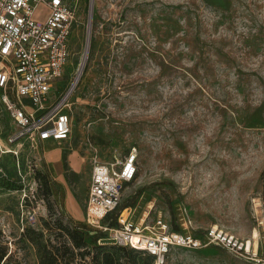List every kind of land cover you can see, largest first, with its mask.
Wrapping results in <instances>:
<instances>
[{
    "label": "rangeland",
    "instance_id": "374dc122",
    "mask_svg": "<svg viewBox=\"0 0 264 264\" xmlns=\"http://www.w3.org/2000/svg\"><path fill=\"white\" fill-rule=\"evenodd\" d=\"M68 2L78 9L72 60L84 59L70 137L11 143L16 124L1 115L3 262L39 264L48 244L70 248L61 264H94L92 246L76 249L59 227L112 245L87 215L92 168L133 147L138 173L113 217L129 206L139 223L161 218L202 238L217 226L264 252V0ZM163 264L257 263L211 244L172 249Z\"/></svg>",
    "mask_w": 264,
    "mask_h": 264
},
{
    "label": "built area",
    "instance_id": "2783aa9c",
    "mask_svg": "<svg viewBox=\"0 0 264 264\" xmlns=\"http://www.w3.org/2000/svg\"><path fill=\"white\" fill-rule=\"evenodd\" d=\"M77 16V7L68 0H0V102L16 124L9 142L26 140L46 145L70 137L71 99L84 60L76 64L72 60ZM66 78L70 79L60 90L57 82ZM137 173L136 147L112 161L93 165L87 215L94 226L108 232L112 244L151 254L155 264H163L172 249L198 250L211 244L264 264V252L260 253L250 240L217 226L202 238L190 231H170L161 218L154 225L139 223L129 206L113 217L125 187Z\"/></svg>",
    "mask_w": 264,
    "mask_h": 264
},
{
    "label": "trees",
    "instance_id": "16d2710c",
    "mask_svg": "<svg viewBox=\"0 0 264 264\" xmlns=\"http://www.w3.org/2000/svg\"><path fill=\"white\" fill-rule=\"evenodd\" d=\"M109 220L110 217L106 219V222H109ZM111 224H114V222H112ZM59 228L65 232V234L72 241L76 249H87L88 247L92 246V248L96 252L91 259L94 264H124L122 258L127 255L131 263H137L139 254L146 253L144 251L132 247H126L112 243V245H98V242L100 243V240L102 239V236L99 235L98 231H96V234L90 240H88L86 238V232L80 230L79 228L71 229L70 227L64 226L62 224H60ZM69 252V247H65V250L62 252V249L59 247L51 245L50 248L48 244H45L41 249V258L39 264H61L60 259L65 260ZM80 254L82 257L86 256L90 254V250L86 252H81ZM6 257H9V253L7 251L2 250L0 252V264H6L3 262L4 258ZM147 259V264H153L154 260L156 261L155 256L151 254H148Z\"/></svg>",
    "mask_w": 264,
    "mask_h": 264
},
{
    "label": "crops",
    "instance_id": "0c3cea01",
    "mask_svg": "<svg viewBox=\"0 0 264 264\" xmlns=\"http://www.w3.org/2000/svg\"><path fill=\"white\" fill-rule=\"evenodd\" d=\"M0 93H1V90H0ZM4 112H6L9 116H10V114L8 113V111L5 109V107L3 106V104L0 102V126H1V115H2V113H4ZM11 117V116H10ZM12 118V117H11ZM15 123V122H14ZM51 142H53V143H59V142H57V141H51ZM54 155V154H53ZM55 157H56V154H55V156L54 157H51V159H55Z\"/></svg>",
    "mask_w": 264,
    "mask_h": 264
},
{
    "label": "bare ground",
    "instance_id": "6f19581e",
    "mask_svg": "<svg viewBox=\"0 0 264 264\" xmlns=\"http://www.w3.org/2000/svg\"><path fill=\"white\" fill-rule=\"evenodd\" d=\"M10 152H11V151H10ZM257 235H258V232H257V231H255V232H254V236H253V237H254V238H257ZM252 241H253V240H252ZM256 241H257V240H256ZM250 243H251V241H250Z\"/></svg>",
    "mask_w": 264,
    "mask_h": 264
}]
</instances>
